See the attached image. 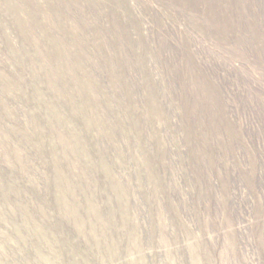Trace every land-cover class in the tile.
Here are the masks:
<instances>
[{
    "label": "rangeland",
    "instance_id": "374dc122",
    "mask_svg": "<svg viewBox=\"0 0 264 264\" xmlns=\"http://www.w3.org/2000/svg\"><path fill=\"white\" fill-rule=\"evenodd\" d=\"M0 264H264V0H0Z\"/></svg>",
    "mask_w": 264,
    "mask_h": 264
}]
</instances>
